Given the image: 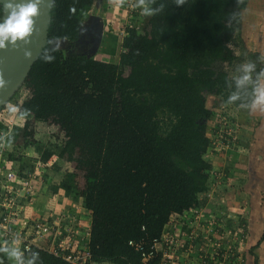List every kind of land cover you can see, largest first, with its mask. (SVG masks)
I'll return each instance as SVG.
<instances>
[{"label":"trees","instance_id":"trees-1","mask_svg":"<svg viewBox=\"0 0 264 264\" xmlns=\"http://www.w3.org/2000/svg\"><path fill=\"white\" fill-rule=\"evenodd\" d=\"M96 1L53 0L48 43L21 83L37 100L18 109L27 110V120L53 118L68 135L57 146L38 143L42 163L54 154H86L83 186L74 171L64 172L60 185L90 214L82 248L87 241L93 261L157 264V254L143 263L142 251L128 241L158 237L172 213L205 204L199 197L213 176L205 158L213 114L207 96L218 97L225 110L239 106L227 102L235 91L232 71L248 61L259 71L264 61L258 52H243L239 30L248 0H186L180 7L174 0H144L160 10L150 14L143 32L137 24L142 7L134 0L128 9L133 25L120 30L117 62L49 44L65 40L71 47ZM119 4L124 8L123 0ZM24 125L35 142L33 126ZM0 128H6L1 121ZM13 152L10 162L19 159ZM22 258L26 264H70L37 246Z\"/></svg>","mask_w":264,"mask_h":264},{"label":"crops","instance_id":"crops-1","mask_svg":"<svg viewBox=\"0 0 264 264\" xmlns=\"http://www.w3.org/2000/svg\"><path fill=\"white\" fill-rule=\"evenodd\" d=\"M100 1H96V7ZM109 3L104 16H100L104 21L102 38L106 36V33L107 36H111L108 31L116 32L118 17L122 18L125 15L121 4H118L119 0H109ZM243 11H245L244 14ZM243 11L239 30L243 50L245 53H260V57L264 61V0H248ZM126 18L128 21L129 15L126 14ZM119 32L120 29H118ZM231 74L234 76L233 73ZM208 96L215 97L216 99L213 98L214 102L219 103L218 97ZM230 107L231 112L235 115L232 118L238 124L237 139L229 148L222 150L223 154H219L213 161H209L213 173L210 182L214 183L215 187L211 189L213 194H210L209 191L200 194V197L203 198L200 201L214 210H217L216 207H218L220 213L234 218L233 221L241 220L240 222L243 223L245 241L242 261L238 264H264V112H249L234 105ZM57 157L55 154L52 155L42 163L44 168L42 165L38 168L36 178L31 180V188L25 190L26 200L31 202L34 199L36 210L34 209L33 212L37 217L48 220L47 222L50 224L57 222L56 216L59 209H67L66 224L70 225L61 224V227H64L66 231L70 229V237L72 241H76V233L83 232L87 228L89 215L80 201L74 200L71 195L64 196L65 192L60 185L62 174L52 169L53 160L54 158L57 160ZM37 159L40 160L39 157ZM219 179H224L226 185H222ZM47 182H49L48 185ZM53 187H57V189L54 190ZM46 188L47 190H45ZM223 188L224 190H222ZM40 191H44L45 196H41ZM22 192L24 193V191ZM223 193L226 196H223ZM216 200L217 202H215ZM219 201L224 202L225 207H220ZM53 215L55 216L53 217ZM64 238V236L63 238H59V236L53 238L50 247L37 246L51 251L54 247L57 248L59 241ZM63 252L67 253L70 250L66 247ZM9 264H15V261L11 259Z\"/></svg>","mask_w":264,"mask_h":264},{"label":"built area","instance_id":"built-area-1","mask_svg":"<svg viewBox=\"0 0 264 264\" xmlns=\"http://www.w3.org/2000/svg\"><path fill=\"white\" fill-rule=\"evenodd\" d=\"M121 1L119 0V3ZM123 1L125 3L123 9L133 8L132 2L134 0ZM211 120L213 121L212 124L209 123L210 145L207 153L212 154V150H221L222 152L223 149H227L232 145L237 139L238 124L232 117L226 115L222 104L219 106V110L214 113V116L211 117ZM37 168L39 167H35L31 172L29 170L23 175L18 172L15 174L14 171L10 175V172L8 179L0 189V246L4 247L6 243L8 245L14 244L11 243V239L12 236H15L20 241L18 248L22 255L30 254L32 246H37L32 240H39L48 233L55 235L53 238L57 237V231L59 230L57 222H62L65 217V215L62 217L57 215V222L50 224L47 222L48 220L42 221L37 216H32L29 220L23 219L25 215H21V212L18 211L19 206L22 204L17 202V197L20 194L17 196L16 190L24 191L23 194L26 198L25 190L31 188V180L36 178ZM8 213L13 216L9 217ZM15 219H18L16 222H19L22 226L21 230L26 228L25 225L28 222L30 223L29 237L24 239L21 231L14 232V226L11 224L15 222ZM233 220L232 217L224 216L219 211L204 204L193 206L182 212L172 213L158 237L147 238V240L142 238L132 239L128 241V244L135 250L142 251L143 263H147L151 257L157 254L159 256L157 264H238L242 261L245 241L244 226L240 222L241 220ZM225 234L228 237L225 241H221ZM60 242L57 248L54 247L51 250L54 255L62 257L71 264H83L81 261L84 260L75 256V254L64 253L66 247L61 245ZM74 259H77V261H73Z\"/></svg>","mask_w":264,"mask_h":264},{"label":"rangeland","instance_id":"rangeland-1","mask_svg":"<svg viewBox=\"0 0 264 264\" xmlns=\"http://www.w3.org/2000/svg\"><path fill=\"white\" fill-rule=\"evenodd\" d=\"M109 0H101L100 4L96 7L95 5L93 6V8L89 11V14L91 15H99V16H104L105 14V9L106 7H109ZM245 11H243L244 14ZM123 13L125 15H123L122 18L118 17V22L117 25L115 27V31L116 32H111L108 31V34L111 36H106L103 37L100 41V44L97 48V50L95 51L94 55H96V58L99 60H103L106 62H117L119 53L121 52V37L122 34L119 32L118 33V29L123 30L124 26L128 25V24H132V22H128L127 18H126V14H129V11L125 9H123ZM141 13L142 15L139 16V20L137 21V24L139 26V31L143 32L145 31V27L147 26V21L150 17V14H144L143 10L141 9ZM117 20V19H116ZM86 20L83 22L82 25H87L86 24ZM119 25H121V27H119ZM133 25V24H132ZM123 26V27H122ZM85 27V26H83ZM55 46L60 47V48H71L74 44L71 45V47H69L68 43L65 40H56V42L54 43ZM72 50V48H71ZM244 54L245 50H243ZM244 63V62H243ZM232 73L234 75L237 74L236 71H232ZM122 77L126 78L127 77V71L123 72ZM214 99H216L215 97H213ZM211 96L207 97V107H209L211 109V111L213 112V114L211 115V117L214 116V113L216 111L219 110V106L221 105V100H219V103L214 102L215 100L213 99ZM37 97L35 95H33V92L31 91V89H28L26 87H21L19 86L13 93V95L11 96V99L7 100V102L0 108V121L3 123V125L6 126V128H0V185L1 183L4 185L5 181L8 179L9 174L11 172L10 175L13 174V171L15 172V174L18 173H22L25 174L29 168L32 169V171L35 169V167H40L42 165V162L37 159L40 156V153H38L39 151H37V145L38 143H41L43 146L47 145H58L61 144V142L68 138V135L65 134V131L62 129V125L60 122L54 121L53 118H48L47 121H34L31 119H26V118H20L19 114H14V115H10L7 113L6 109L7 107L4 108V106L6 105H14L17 108H19V106L21 104H23L24 102H36ZM224 112L226 113V115H229V117H233L234 118V114L231 112V107L228 108L227 110L224 109ZM211 117L208 120V125L209 123L212 124ZM58 120V119H57ZM26 121L29 123V125L31 124L33 126L34 129V141H31L28 137H27V129L25 128V123ZM89 142V140L87 138L84 139V144L87 145ZM49 143V144H48ZM13 149V154L18 155L19 159L17 161H13L10 162L9 161V156L8 154L10 153V151ZM57 149V148H56ZM2 151V153H1ZM224 151L221 152V150H212V154L209 152L207 153V155L205 154V158L208 161H213L214 158L218 157L219 154H223ZM38 154V155H37ZM86 154H81L79 153V151L73 152L72 156H70L68 158L67 154H63V157H57V160L54 158L53 160V167L52 169L59 173L63 174L66 171H74L75 172V179H76V183L79 187L83 186V175L85 173V167L82 164L83 159H85ZM24 157V159L22 158ZM34 161V162H33ZM35 161H39L41 163H35ZM11 163V164H10ZM45 165V164H44ZM43 166V165H42ZM45 166H43L44 168ZM11 169V171H10ZM37 170H39L37 168ZM37 173V172H36ZM38 174V173H37ZM216 176H219L216 174ZM220 178V177H219ZM220 180V179H219ZM10 182V181H9ZM11 183V182H10ZM220 183L222 185H226L225 184V180H220ZM49 184V182H47V185ZM53 185V184H52ZM215 187V184L212 182H208L207 183V189L209 192H211L210 194H213L211 189ZM63 188V187H62ZM47 190V188L45 189ZM64 190V189H63ZM224 190V188L222 189ZM65 191V190H64ZM16 194L17 196L20 194V196H16L17 197V202H20V204H22L20 207V209L18 210L19 212H21V215H25L23 217V219H30L32 216H36V214L33 212L35 207V202L32 200L31 202H27V198L24 197V194L22 192V190H16ZM39 194H41V196H45L44 191H40ZM64 196H69V194L64 193ZM210 194L208 193V195L210 196ZM216 195V194H214ZM213 195V196H214ZM223 196L224 193L222 194ZM38 196V195H37ZM80 201V200H78ZM217 202V200L215 201ZM54 203V201H53ZM81 203V201H80ZM219 203H221L220 207L224 206V202L219 201ZM39 204V203H38ZM215 204V203H214ZM225 207V206H224ZM217 211H220V209L218 207ZM219 209V210H218ZM14 210V209H13ZM29 210H31L32 212H30ZM36 210V209H35ZM11 211V210H10ZM88 215L89 212L87 211ZM57 214L62 217L63 215H67L66 217H68V210L65 208L59 209L57 211ZM9 217L13 216L11 215V213H8ZM12 219V218H10ZM40 219L43 220V218L41 217ZM88 219H90V217H88ZM234 219V218H233ZM83 220V219H82ZM13 221V220H12ZM15 222H12L11 225H13V230L15 233H18L19 231H21V235L22 237L27 238L30 236V223L28 222L27 225H25V229H22V226L20 225L18 221V219L14 220ZM64 221V220H63ZM67 222V220H65ZM61 224H63V222H57V225L61 227ZM66 225H70L69 223ZM84 227V226H82ZM86 227V226H85ZM71 228V227H70ZM77 230V228H75ZM84 229V228H83ZM63 233H65V238L61 240V245H63L64 247H68L70 250V254H75V256H78L81 258V261L83 264H97L93 261L91 254L89 252L88 249V242H86V247H83V240L82 238L87 237L89 234V230L88 227L85 229V231L83 230V232L76 233L75 235V239L76 241H78V243L76 242V244L74 245L75 241L71 239L70 237V233L63 230L62 228H59V230L57 231V235H63ZM55 235L53 234H46L44 237H42L39 240H32L33 243H35V245H39V246H45V247H50V244L53 237ZM12 242L14 243L15 241L18 240L17 237L12 236ZM12 246H16L18 247V244L14 245L12 244ZM79 250V251H78ZM90 254V257H89ZM7 259L9 261L10 258L7 257L6 254L4 253H0V262L3 260ZM11 260V259H10ZM14 261V260H13ZM73 261H77V259H74ZM24 263L25 260H24ZM106 264V263H104Z\"/></svg>","mask_w":264,"mask_h":264},{"label":"clouds","instance_id":"clouds-1","mask_svg":"<svg viewBox=\"0 0 264 264\" xmlns=\"http://www.w3.org/2000/svg\"><path fill=\"white\" fill-rule=\"evenodd\" d=\"M40 2L41 0H0V48L4 47L5 42L14 43L18 40L27 42L26 37L33 31L34 17L38 14ZM185 2L186 0H174L177 7L184 5ZM139 6L142 7L144 14L160 10L149 8L144 4V0H139ZM46 59L51 60L52 57ZM236 72L238 74L232 78L235 91L229 95L227 102L241 101L239 107L242 109L249 112H264V68L257 71L256 63L248 61L240 64ZM2 84L3 82L0 81V86ZM6 111L10 115L18 113L20 118L27 115V110L21 112L14 105L7 106ZM67 232L71 231L67 230ZM19 243L20 241L17 240L14 245ZM0 253L6 254L15 261V264H24L22 253L16 246L9 247L5 244L4 247H0ZM28 264H32V261L29 260Z\"/></svg>","mask_w":264,"mask_h":264},{"label":"water","instance_id":"water-1","mask_svg":"<svg viewBox=\"0 0 264 264\" xmlns=\"http://www.w3.org/2000/svg\"><path fill=\"white\" fill-rule=\"evenodd\" d=\"M53 0H41L38 14L34 17L33 31L26 37V41L18 40L14 43L5 42L0 48V108L11 98L14 91L21 86L32 63L48 43L47 30L50 22V9ZM87 25L80 27L87 30V36L95 35L92 46L87 54H94L103 36V18L96 15H89ZM85 26V27H83ZM56 40L50 39L49 44L55 46Z\"/></svg>","mask_w":264,"mask_h":264},{"label":"flooded vegetation","instance_id":"flooded-vegetation-1","mask_svg":"<svg viewBox=\"0 0 264 264\" xmlns=\"http://www.w3.org/2000/svg\"><path fill=\"white\" fill-rule=\"evenodd\" d=\"M96 37L91 34L90 37L87 36V30H82L78 39L75 41L74 45L71 47L72 51L76 53H88L90 47L92 46V41ZM94 42V41H93Z\"/></svg>","mask_w":264,"mask_h":264}]
</instances>
